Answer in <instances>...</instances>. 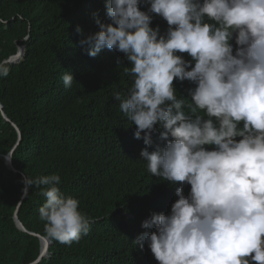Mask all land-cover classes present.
Returning a JSON list of instances; mask_svg holds the SVG:
<instances>
[{
  "label": "clouds",
  "instance_id": "obj_1",
  "mask_svg": "<svg viewBox=\"0 0 264 264\" xmlns=\"http://www.w3.org/2000/svg\"><path fill=\"white\" fill-rule=\"evenodd\" d=\"M106 9L111 23L97 18L100 30L81 44L91 57L125 54L134 82L115 99L136 139L151 146L163 129L166 146L141 156L162 184L176 185L170 214L153 213L134 243H147L159 264H264V0H106ZM152 14L167 22L165 34ZM11 62L0 61V77ZM176 79L196 84L191 103L177 98ZM63 80L70 88L75 79ZM26 183L45 186L47 237L70 246L88 234L92 221L62 194L59 175Z\"/></svg>",
  "mask_w": 264,
  "mask_h": 264
},
{
  "label": "trees",
  "instance_id": "obj_2",
  "mask_svg": "<svg viewBox=\"0 0 264 264\" xmlns=\"http://www.w3.org/2000/svg\"><path fill=\"white\" fill-rule=\"evenodd\" d=\"M152 16L151 26L165 34L167 22ZM97 18L111 23L106 0H0V61L23 49L9 75L0 77V103L10 120L0 110V264L37 261L43 244L31 233L49 243L36 264H159L147 243L141 250L134 241L148 231L142 224L153 213L171 212L176 185L162 184L141 156L167 141L160 140L159 125L151 146L136 139V126L120 111L115 95L127 98L134 82L125 54L105 48L91 57L81 44L100 30ZM232 44L238 47L235 38ZM66 72L75 79L70 88ZM174 87L178 99L192 102L196 84L176 79ZM13 150L18 172L5 161ZM53 174L61 177L62 194L77 198L92 221L88 234L70 246L46 236L39 218L45 186L26 183ZM16 211L28 232L17 226Z\"/></svg>",
  "mask_w": 264,
  "mask_h": 264
},
{
  "label": "water",
  "instance_id": "obj_3",
  "mask_svg": "<svg viewBox=\"0 0 264 264\" xmlns=\"http://www.w3.org/2000/svg\"><path fill=\"white\" fill-rule=\"evenodd\" d=\"M22 53H23V49H20L19 50V53L17 55H15L14 57H12L11 61H19L22 57ZM0 110L3 112V116L5 117V119H7L8 121L9 118L8 116L6 115V113L4 112V108L2 106V104L0 103ZM18 132H19V135H20V138L19 140L21 141L22 140V132L21 130L16 126ZM13 155H14V150L11 151L5 158V161H6V164H7V167L15 172H18L15 167H14V164H13ZM21 205V204H20ZM19 205V206H20ZM15 221H16V224L17 226L19 227V229H21L22 231L24 232H28L27 228L24 226V224L21 222V220L19 219V216H18V211H16L15 213ZM33 235H36V236H39V238L41 239L42 241V244H43V247H42V253L40 255V257L37 259V261H35L34 263H31V264H36L38 263L42 257L44 256H47L48 252H49V243H48V239L40 236V235H37L35 233H31Z\"/></svg>",
  "mask_w": 264,
  "mask_h": 264
}]
</instances>
